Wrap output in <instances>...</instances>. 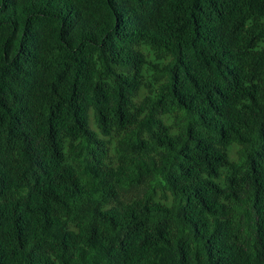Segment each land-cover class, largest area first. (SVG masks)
Listing matches in <instances>:
<instances>
[{
  "label": "trees",
  "instance_id": "16d2710c",
  "mask_svg": "<svg viewBox=\"0 0 264 264\" xmlns=\"http://www.w3.org/2000/svg\"><path fill=\"white\" fill-rule=\"evenodd\" d=\"M0 264H264V0H0Z\"/></svg>",
  "mask_w": 264,
  "mask_h": 264
}]
</instances>
